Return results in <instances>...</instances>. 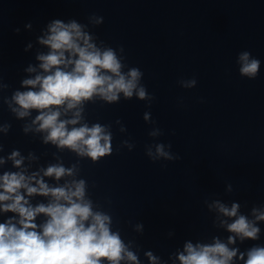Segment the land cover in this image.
I'll return each instance as SVG.
<instances>
[{
  "label": "clouds",
  "instance_id": "9594fccd",
  "mask_svg": "<svg viewBox=\"0 0 264 264\" xmlns=\"http://www.w3.org/2000/svg\"><path fill=\"white\" fill-rule=\"evenodd\" d=\"M102 18L97 21L101 22ZM82 25L75 20L63 23L55 20L49 25L50 35L40 43L50 48L48 54H40V68L47 75H37L34 79H25L23 85L38 90L17 91L12 99L19 108H13L19 117L30 115L35 109L39 114L33 121L38 124V131H45V142L51 141L60 147H67L80 156L93 160L111 152V133L105 126L84 124L75 127L80 121L82 109L74 113L73 119L60 120L61 106L66 104L65 112L78 108L83 101L98 95L111 103L120 99L133 97L148 98L146 88L140 84L143 73L139 68H130L122 72L123 64L116 50L111 47L98 48L90 42L92 37L82 31ZM123 51V48L120 49ZM67 53V56H66ZM241 75L255 79L259 73L260 60L251 57L250 52L239 56ZM71 66V70L68 69ZM35 69L29 68L28 71ZM183 86L191 88L196 85L195 78ZM148 119V115H145ZM67 125H73L70 129ZM27 131V129H25ZM150 135H157L156 132ZM127 143V142H125ZM132 145H129L131 148ZM170 147V145H169ZM153 160L158 157L172 159L164 150L163 144L156 145L155 154L149 149L147 153ZM18 151L9 157L16 167L23 158ZM0 163H4L0 159ZM73 168L63 165H50L43 170V175L59 180L72 176ZM38 173L26 176L23 172H5L0 175V211L16 213L19 217L9 218L0 223V264H120L127 259L138 264L137 256L128 250L118 232L111 230V217L108 214L94 211L92 202L85 198L86 182H66L63 186L49 187L43 178L37 179ZM35 180L36 186L32 185ZM24 190V192L21 191ZM27 196H49L46 205L35 207L29 204ZM218 211L228 217H237L227 224V230L235 233L241 240L258 239L260 229L244 215L237 216L238 204L231 208L216 202ZM255 212V210H254ZM43 214L47 220L37 225L35 219ZM264 220V213L256 216ZM223 223V222H222ZM40 231H37V228ZM137 225V228H140ZM236 236L228 237V244L235 243ZM228 244L216 239L211 245H185V253L178 257L181 264H231L237 256V249H230ZM150 260L155 257L147 253ZM244 253L240 259H244ZM244 264H264V246H253L247 251Z\"/></svg>",
  "mask_w": 264,
  "mask_h": 264
}]
</instances>
